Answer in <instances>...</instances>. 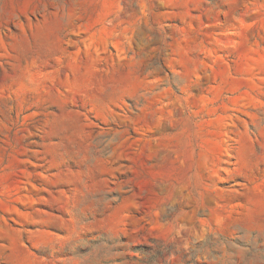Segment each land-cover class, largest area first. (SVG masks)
<instances>
[{
  "label": "rangeland",
  "instance_id": "rangeland-1",
  "mask_svg": "<svg viewBox=\"0 0 264 264\" xmlns=\"http://www.w3.org/2000/svg\"><path fill=\"white\" fill-rule=\"evenodd\" d=\"M0 264H264V0H0Z\"/></svg>",
  "mask_w": 264,
  "mask_h": 264
}]
</instances>
